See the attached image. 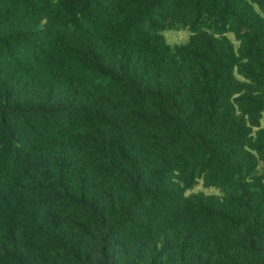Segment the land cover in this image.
Segmentation results:
<instances>
[{
  "label": "trees",
  "instance_id": "obj_1",
  "mask_svg": "<svg viewBox=\"0 0 264 264\" xmlns=\"http://www.w3.org/2000/svg\"><path fill=\"white\" fill-rule=\"evenodd\" d=\"M0 264H264V0H0Z\"/></svg>",
  "mask_w": 264,
  "mask_h": 264
},
{
  "label": "rangeland",
  "instance_id": "obj_2",
  "mask_svg": "<svg viewBox=\"0 0 264 264\" xmlns=\"http://www.w3.org/2000/svg\"><path fill=\"white\" fill-rule=\"evenodd\" d=\"M163 34L165 35V38L169 43H173V42H179L185 40L188 35V31L185 28H178V29L166 28L163 30ZM227 35L232 39V41L235 44L236 42L233 39L231 33L227 32ZM198 189L204 192H218V190L214 187L202 186L200 180L191 188V190H198Z\"/></svg>",
  "mask_w": 264,
  "mask_h": 264
}]
</instances>
